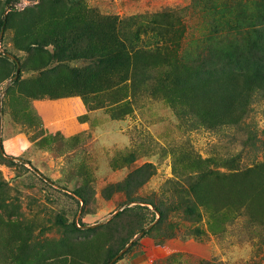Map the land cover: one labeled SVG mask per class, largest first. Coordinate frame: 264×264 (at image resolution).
I'll return each instance as SVG.
<instances>
[{
    "label": "rangeland",
    "instance_id": "obj_1",
    "mask_svg": "<svg viewBox=\"0 0 264 264\" xmlns=\"http://www.w3.org/2000/svg\"><path fill=\"white\" fill-rule=\"evenodd\" d=\"M2 19L0 264L130 241L112 264H264V82L225 114L183 88L264 67V0H0ZM68 95L90 123L64 138L31 103Z\"/></svg>",
    "mask_w": 264,
    "mask_h": 264
},
{
    "label": "trees",
    "instance_id": "obj_2",
    "mask_svg": "<svg viewBox=\"0 0 264 264\" xmlns=\"http://www.w3.org/2000/svg\"><path fill=\"white\" fill-rule=\"evenodd\" d=\"M4 22L5 19L0 20V26ZM235 70H238V73H233L235 76L231 75L226 81L218 78L217 82H210L204 73L195 74L190 84L182 87L189 93L191 99L203 100L215 107L216 111L225 114L231 107L230 102L240 103L244 107V93H247L253 84L264 82V67L259 60L242 67L237 64ZM183 82H187L186 79Z\"/></svg>",
    "mask_w": 264,
    "mask_h": 264
},
{
    "label": "crops",
    "instance_id": "obj_3",
    "mask_svg": "<svg viewBox=\"0 0 264 264\" xmlns=\"http://www.w3.org/2000/svg\"><path fill=\"white\" fill-rule=\"evenodd\" d=\"M32 110L40 118L48 132L59 133L64 138H71L82 133L90 123L88 107L81 96L68 95L57 98H39L31 103ZM88 116V117H87ZM88 118V119H87ZM10 151L16 152L19 147L29 146L23 134L8 136Z\"/></svg>",
    "mask_w": 264,
    "mask_h": 264
},
{
    "label": "water",
    "instance_id": "obj_4",
    "mask_svg": "<svg viewBox=\"0 0 264 264\" xmlns=\"http://www.w3.org/2000/svg\"><path fill=\"white\" fill-rule=\"evenodd\" d=\"M2 31H3V25H2V28H1V30H0V38L2 37V33H3ZM5 54H6L8 57H10L12 60H14L15 63H16L15 74H14V76H13V78H12V80H15V79L18 77L19 70H20V65H19L17 59H16L14 56H12V55L9 54V53H5ZM0 148H1V146H0ZM149 227H150V226H148V227H146V228H149ZM142 233H143V231H141V232L138 234V237H139ZM131 243H132V241H130V243L128 244L127 247H129V245H130ZM127 247H125L122 251H120L117 255H115L110 261H108L107 264H112V263H114V260L117 259L118 255H120L121 252H123Z\"/></svg>",
    "mask_w": 264,
    "mask_h": 264
}]
</instances>
